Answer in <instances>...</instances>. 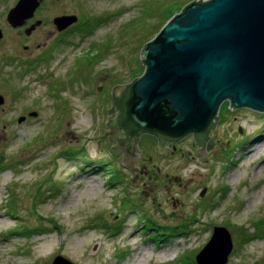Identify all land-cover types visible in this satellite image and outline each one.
Masks as SVG:
<instances>
[{"label": "rangeland", "instance_id": "374dc122", "mask_svg": "<svg viewBox=\"0 0 264 264\" xmlns=\"http://www.w3.org/2000/svg\"><path fill=\"white\" fill-rule=\"evenodd\" d=\"M192 1L50 0L37 38L53 58L28 75L15 59L24 33L8 34L0 264H53L59 255L75 264H198L221 226L234 241L227 264H264V112L226 100L204 145L189 134L162 147L145 134L134 165L110 140L113 90L142 76L145 44ZM12 3L0 0L3 24ZM72 14L78 25L59 31L55 18Z\"/></svg>", "mask_w": 264, "mask_h": 264}, {"label": "water", "instance_id": "95a60500", "mask_svg": "<svg viewBox=\"0 0 264 264\" xmlns=\"http://www.w3.org/2000/svg\"><path fill=\"white\" fill-rule=\"evenodd\" d=\"M43 1L19 0L7 19L15 27L24 25ZM78 20L72 14L54 21L62 31ZM141 61L146 67L142 76L113 90L125 123L137 129L135 147L144 132L165 141L189 134L202 139L205 130L215 126L226 100L236 109L264 112V0H193L145 44ZM5 101L0 93V105ZM112 119L110 137L127 138L124 125ZM213 144L214 140L210 147ZM232 240L228 228L216 227L196 263L227 264ZM53 264L75 263L59 255Z\"/></svg>", "mask_w": 264, "mask_h": 264}, {"label": "flooded vegetation", "instance_id": "af4514ba", "mask_svg": "<svg viewBox=\"0 0 264 264\" xmlns=\"http://www.w3.org/2000/svg\"><path fill=\"white\" fill-rule=\"evenodd\" d=\"M12 1H13V3L10 5L9 8H6V10L4 12V17L6 19V24H3V23L0 22V30H1L0 46H1V44H3L6 41V38L8 37V34H10L11 31H18V30L23 31L25 41H23V43H22V41L17 39V45H15V46L16 47L20 46V49H23L24 53L18 54L17 57H15V59L18 60V64L20 66L25 67V68H23L24 69L23 74L24 75H28L29 72H32L37 67V65L39 64L40 61H41V63L44 60H46V62H47V61H50L53 58V54L51 52H46L44 54L45 51H44L43 47L46 46V45L41 43V42H39V40L37 38L38 32L40 30L43 31L49 25V24H47V22H45L44 19L39 18L38 15H39L40 12L44 11L45 8L49 9L48 2H50V0L49 1L48 0H44L43 3L34 12V16L33 17H30L29 19H27L26 23L24 25H20V26H16V27L9 21V19H7L8 16H9L10 11L12 10V8H15V6L18 3L19 0H12ZM39 21L41 23L39 25H37L36 28L35 27L32 28V26L35 25ZM79 22H80V16H79V21L77 23H75V24L67 27L66 29L62 30V32L69 31V30L73 29L76 25H78ZM30 28H32V30L28 33V30ZM48 32L50 33V31H48ZM39 50L42 51L41 54L40 55H36L35 52H37ZM132 82H130V83H132ZM126 85H129V83L125 84V85H120V86H126ZM117 103H118V100L113 95V104H112V108H111V113H112L113 117L116 116L115 114H117V111H118V107L116 105ZM2 110L4 111L5 108H2ZM30 113H32V112H30ZM21 117H24V120H27V116L26 115H22ZM111 120H112V118H111ZM145 134H150V133H148V132L142 133L140 135V137H139V142H138L136 147L133 146V142H130L129 140H126V138L125 139L113 140L110 137V140L113 141V142H116V146H113V147H115V149L117 151H119L120 153H123L124 148H126V149L128 148L127 150L131 154L134 155V159L138 160L139 158H138L137 154L141 150L140 147H139V144H140L141 138ZM150 135H152L154 138H156V140L158 141L159 144L162 145V147L165 144L166 145L168 144L170 146H173L175 149H176V145L175 144L188 136L187 135V136H185V137H183V138H181L179 140H166L165 141V140L161 139L159 136L154 135L153 133L150 134ZM192 135L195 137V140L198 143H200V141L198 139H196V136L194 134H192ZM141 155H142V153H141Z\"/></svg>", "mask_w": 264, "mask_h": 264}, {"label": "trees", "instance_id": "16d2710c", "mask_svg": "<svg viewBox=\"0 0 264 264\" xmlns=\"http://www.w3.org/2000/svg\"><path fill=\"white\" fill-rule=\"evenodd\" d=\"M193 2V1H192ZM192 2H190V3H192ZM190 3H188L187 4V6L190 4ZM187 6L185 5L183 8H182V10L181 11H183L185 8H187ZM89 31H91L90 29L87 31V32H89ZM145 66V65H144ZM129 85H131V84H129ZM129 87L130 86H128L127 88H125V91L127 92V90L129 89ZM119 103H117L116 105L118 106V113L117 114H115L116 116L114 117V118H116V124H120V125H124V127L127 129L126 131V134L125 135H127V138H126V140H129L130 142H132L133 141V137L135 136V135H137V129H136V127H134L133 125H130V124H126L125 123V121H124V117H123V114H122V112H121V108H120V105H118ZM114 120L112 119V120H110V123L112 124V122H113ZM216 119H215V121H214V124L216 123ZM214 127V126H213ZM213 127H210L208 130H205L206 132L204 133V136H203V138L202 139H200V137L199 136H197V135H195L196 136V139H198L199 141H200V144H202V145H204L205 143H206V140H208L209 139V137H210V134H211V132H212V130H213ZM162 139V138H161ZM117 175V174H116ZM114 183V182H113ZM112 183V184H113ZM245 234V233H244Z\"/></svg>", "mask_w": 264, "mask_h": 264}]
</instances>
